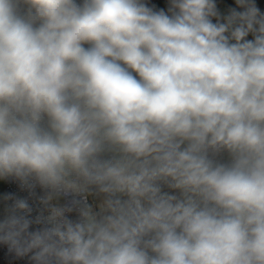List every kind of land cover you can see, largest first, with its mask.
I'll return each mask as SVG.
<instances>
[{
    "label": "clouds",
    "instance_id": "clouds-1",
    "mask_svg": "<svg viewBox=\"0 0 264 264\" xmlns=\"http://www.w3.org/2000/svg\"><path fill=\"white\" fill-rule=\"evenodd\" d=\"M235 4L0 0V178L50 208L31 229L16 199L0 243L35 264H264V13Z\"/></svg>",
    "mask_w": 264,
    "mask_h": 264
},
{
    "label": "built area",
    "instance_id": "built-area-1",
    "mask_svg": "<svg viewBox=\"0 0 264 264\" xmlns=\"http://www.w3.org/2000/svg\"><path fill=\"white\" fill-rule=\"evenodd\" d=\"M79 2V0H78ZM146 4L153 7L154 10H160L163 8L167 11L168 0H144ZM220 0H217V7H219ZM257 6L260 8L261 12L264 13V7L258 3ZM231 9L237 11H243L235 4V0H230ZM26 10V6H23ZM4 181V203L0 205V221L5 219L9 214L14 201L18 198L26 199L31 208L32 213L29 214V218L34 221L30 226L31 229H35L39 225L35 223L37 219H42L44 216L50 214V208L43 203V199L46 196V190L42 189L38 183L33 179H28L27 181H22L16 177H5ZM73 197H61L59 201L53 200L52 204L59 203L60 205L67 204L69 200ZM89 203H92L91 197L89 198ZM75 218V213L72 214ZM32 253L26 256H17L13 250H10L9 246L4 243H0V264H35L31 259Z\"/></svg>",
    "mask_w": 264,
    "mask_h": 264
},
{
    "label": "crops",
    "instance_id": "crops-1",
    "mask_svg": "<svg viewBox=\"0 0 264 264\" xmlns=\"http://www.w3.org/2000/svg\"><path fill=\"white\" fill-rule=\"evenodd\" d=\"M218 10L220 11L222 17L230 14L232 11L230 7V0H220ZM249 38H251V36Z\"/></svg>",
    "mask_w": 264,
    "mask_h": 264
},
{
    "label": "rangeland",
    "instance_id": "rangeland-1",
    "mask_svg": "<svg viewBox=\"0 0 264 264\" xmlns=\"http://www.w3.org/2000/svg\"><path fill=\"white\" fill-rule=\"evenodd\" d=\"M20 10L22 13L25 11L22 4L20 6ZM3 190H4V181H3V178H0V205H3L4 199H5ZM99 199L100 200L102 199V197L100 195H99Z\"/></svg>",
    "mask_w": 264,
    "mask_h": 264
},
{
    "label": "water",
    "instance_id": "water-1",
    "mask_svg": "<svg viewBox=\"0 0 264 264\" xmlns=\"http://www.w3.org/2000/svg\"><path fill=\"white\" fill-rule=\"evenodd\" d=\"M23 5V4H22ZM23 6H25V5H23ZM91 201H92V203L93 204H98V202L100 201V199H99V195H97V194H93L92 196H91ZM97 210H98V208H97Z\"/></svg>",
    "mask_w": 264,
    "mask_h": 264
},
{
    "label": "trees",
    "instance_id": "trees-1",
    "mask_svg": "<svg viewBox=\"0 0 264 264\" xmlns=\"http://www.w3.org/2000/svg\"><path fill=\"white\" fill-rule=\"evenodd\" d=\"M256 2L260 3L264 7V0H256Z\"/></svg>",
    "mask_w": 264,
    "mask_h": 264
}]
</instances>
